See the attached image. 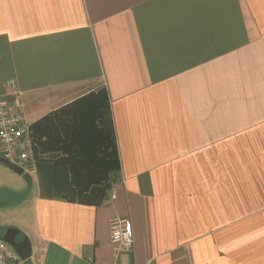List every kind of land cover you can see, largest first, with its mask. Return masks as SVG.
Masks as SVG:
<instances>
[{
  "label": "crops",
  "instance_id": "obj_1",
  "mask_svg": "<svg viewBox=\"0 0 264 264\" xmlns=\"http://www.w3.org/2000/svg\"><path fill=\"white\" fill-rule=\"evenodd\" d=\"M104 86L121 169L95 205L43 192L36 165L5 224L27 263L264 264V0H0V104L32 126ZM118 216L135 244L116 255Z\"/></svg>",
  "mask_w": 264,
  "mask_h": 264
},
{
  "label": "trees",
  "instance_id": "obj_2",
  "mask_svg": "<svg viewBox=\"0 0 264 264\" xmlns=\"http://www.w3.org/2000/svg\"><path fill=\"white\" fill-rule=\"evenodd\" d=\"M32 129L42 191L70 201L101 204L111 177L121 169L107 88L50 112Z\"/></svg>",
  "mask_w": 264,
  "mask_h": 264
},
{
  "label": "built area",
  "instance_id": "obj_3",
  "mask_svg": "<svg viewBox=\"0 0 264 264\" xmlns=\"http://www.w3.org/2000/svg\"><path fill=\"white\" fill-rule=\"evenodd\" d=\"M15 86V82H10ZM0 156L17 165L25 173L36 169V152L32 126L21 110L9 104H0ZM111 239L116 255L133 249L135 238L129 216H118L111 220ZM0 264H28L16 252L3 249Z\"/></svg>",
  "mask_w": 264,
  "mask_h": 264
},
{
  "label": "rangeland",
  "instance_id": "obj_4",
  "mask_svg": "<svg viewBox=\"0 0 264 264\" xmlns=\"http://www.w3.org/2000/svg\"><path fill=\"white\" fill-rule=\"evenodd\" d=\"M45 157L49 158L52 157V155H45ZM29 176L30 177L17 174L9 165L0 162V183H2L3 186L2 202H5V204H2L0 207V234L5 233L6 229L10 227H7L5 224H7V222L12 223L15 217H20L25 220L28 219V214L25 212L21 214L22 208H14V206L25 200L29 192L36 189L37 175L29 174ZM19 214L21 216H19ZM25 236L28 235L18 234L17 238L21 239Z\"/></svg>",
  "mask_w": 264,
  "mask_h": 264
},
{
  "label": "water",
  "instance_id": "obj_5",
  "mask_svg": "<svg viewBox=\"0 0 264 264\" xmlns=\"http://www.w3.org/2000/svg\"><path fill=\"white\" fill-rule=\"evenodd\" d=\"M0 162L9 165V167L17 174L26 176L29 175L17 165L9 162L5 157L0 156ZM19 232L20 231L18 228L9 227L6 229L4 235L0 237V239L10 245L21 258L28 260L32 255V244L28 236H25L22 240H18L17 235L19 234Z\"/></svg>",
  "mask_w": 264,
  "mask_h": 264
}]
</instances>
